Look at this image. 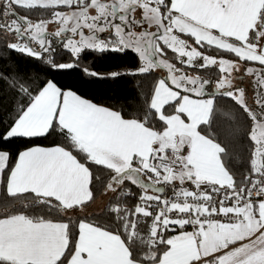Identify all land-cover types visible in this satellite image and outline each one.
Returning a JSON list of instances; mask_svg holds the SVG:
<instances>
[{"label":"snow or ice","instance_id":"obj_1","mask_svg":"<svg viewBox=\"0 0 264 264\" xmlns=\"http://www.w3.org/2000/svg\"><path fill=\"white\" fill-rule=\"evenodd\" d=\"M0 264H264V0H0Z\"/></svg>","mask_w":264,"mask_h":264},{"label":"trees","instance_id":"obj_2","mask_svg":"<svg viewBox=\"0 0 264 264\" xmlns=\"http://www.w3.org/2000/svg\"><path fill=\"white\" fill-rule=\"evenodd\" d=\"M127 63L126 57L109 55L103 60H97L95 66L102 70H108L113 64ZM31 67V65H29ZM64 82H74L78 85L79 91L82 95L93 99L95 102L104 103L107 105H115L116 107L124 106L125 111L132 109L128 105L132 104L135 100L137 85L141 83L138 79L124 78L119 81L111 80H88L80 76L79 73L73 71L71 75L59 77ZM147 87V83H144ZM49 144L51 140L45 141Z\"/></svg>","mask_w":264,"mask_h":264}]
</instances>
